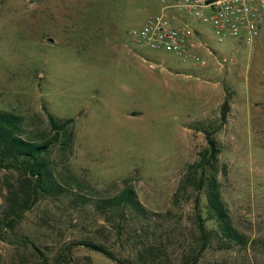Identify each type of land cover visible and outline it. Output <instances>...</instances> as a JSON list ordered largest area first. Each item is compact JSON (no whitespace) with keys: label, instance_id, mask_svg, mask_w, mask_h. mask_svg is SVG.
I'll return each instance as SVG.
<instances>
[{"label":"rangeland","instance_id":"374dc122","mask_svg":"<svg viewBox=\"0 0 264 264\" xmlns=\"http://www.w3.org/2000/svg\"><path fill=\"white\" fill-rule=\"evenodd\" d=\"M158 10L159 0H0V110L21 115L36 137L47 134V114L72 118L74 131L72 148L54 147L50 159L55 174L77 190L41 200L17 232L41 248L88 236L103 225L92 208L96 199L131 185L152 217L149 229L165 241L161 264H182L196 237L195 202L181 193L174 203L173 196L211 133L222 197L249 244L219 251L213 243L197 264H264V62H250L264 19L250 46L219 44L208 26L199 27L210 49L198 51L200 65L128 38L130 28ZM16 175L0 171V213L5 183ZM74 191L89 201L82 204ZM204 203L201 194L202 212ZM42 215L49 224L39 221ZM125 223L142 229L135 218ZM130 249L125 243L114 252L126 258ZM23 253L0 240V264H42L22 262ZM73 256L72 264H116L85 250Z\"/></svg>","mask_w":264,"mask_h":264},{"label":"trees","instance_id":"16d2710c","mask_svg":"<svg viewBox=\"0 0 264 264\" xmlns=\"http://www.w3.org/2000/svg\"><path fill=\"white\" fill-rule=\"evenodd\" d=\"M225 113H222L224 118ZM73 119L58 120L47 114V134L36 137L29 133L21 115L0 110V171L17 174L16 179L6 181L7 195L0 213V240L22 248V262L36 258L42 264H72L76 250L95 252L116 264H161L166 253L162 252L165 241L150 230L152 217L138 201L131 185H125L117 194L96 199L92 208L103 225H96L90 235L67 241L55 247L46 242L41 248L29 235L18 233L25 214L43 201H59L67 193L77 190L69 177L55 174L56 166L51 161L54 147L60 152L72 148ZM213 134H206L207 147L199 153L198 160L191 164L173 196V202L183 195L194 196V220L196 237L182 253V264H197L203 253L213 243L216 250L246 249L249 239L233 224L229 209L222 197L218 175V147ZM14 177V178H15ZM191 190V191H190ZM74 191V198L82 204L89 200ZM204 197V212L198 209L200 195ZM68 212V211H67ZM55 217V213L47 212ZM52 214V215H51ZM70 214V213H68ZM39 221L49 224L47 217ZM142 223L140 231L127 226V218ZM211 222L212 228L205 223ZM12 241L14 243H12ZM127 243L131 249L126 258L117 255L114 249ZM166 249V248H165ZM90 262V259H87ZM52 261V262H51Z\"/></svg>","mask_w":264,"mask_h":264},{"label":"built area","instance_id":"2783aa9c","mask_svg":"<svg viewBox=\"0 0 264 264\" xmlns=\"http://www.w3.org/2000/svg\"><path fill=\"white\" fill-rule=\"evenodd\" d=\"M264 19V0H159V10L139 27L130 28L127 36L134 44L152 51L179 57H191L204 65L200 49L210 51L203 40L208 26L215 41L228 40L253 45Z\"/></svg>","mask_w":264,"mask_h":264},{"label":"crops","instance_id":"0c3cea01","mask_svg":"<svg viewBox=\"0 0 264 264\" xmlns=\"http://www.w3.org/2000/svg\"><path fill=\"white\" fill-rule=\"evenodd\" d=\"M260 33H261V31H260ZM260 33H259V35H260ZM258 38H259V36H258ZM257 39H256L254 45L256 44ZM261 40H262V42L258 45L259 47H257V49H255L253 51L255 58L251 59V61H250L251 63H255L257 65L259 64V66H262L263 62H264V37L263 36H262Z\"/></svg>","mask_w":264,"mask_h":264},{"label":"water","instance_id":"95a60500","mask_svg":"<svg viewBox=\"0 0 264 264\" xmlns=\"http://www.w3.org/2000/svg\"><path fill=\"white\" fill-rule=\"evenodd\" d=\"M226 109V105L224 104L222 107H221V112H224Z\"/></svg>","mask_w":264,"mask_h":264}]
</instances>
